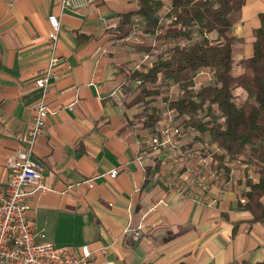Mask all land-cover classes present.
I'll use <instances>...</instances> for the list:
<instances>
[{"label":"crops","instance_id":"obj_1","mask_svg":"<svg viewBox=\"0 0 264 264\" xmlns=\"http://www.w3.org/2000/svg\"><path fill=\"white\" fill-rule=\"evenodd\" d=\"M60 1L0 0V184L10 175L7 157L20 145L15 134L32 123L39 96L34 80L49 55L48 15L57 14L59 75L48 88L51 113L32 150L46 188H25L30 217L46 239L56 246L88 244L95 253L91 264L263 262L264 221H251V213L239 207L246 202L247 175L256 179L252 165L241 168V155H225L223 164L215 159L212 165L207 193L181 190L175 184L194 168L197 152L216 142L190 128L177 150L148 151L147 135L175 110L169 102L182 93L172 81L146 102L140 81L127 77L155 59L142 46L161 44L143 31L136 15L120 32V14L135 10L137 1L97 0L77 9H61ZM161 1L162 13L170 0ZM262 12L264 0H245L231 15L227 34L239 38L234 59L252 54ZM209 73L210 68L196 71L194 88L210 82ZM166 92L177 97L160 99ZM152 109L158 116L153 128ZM210 197L217 201L210 203ZM138 226L135 240L130 231Z\"/></svg>","mask_w":264,"mask_h":264},{"label":"trees","instance_id":"obj_2","mask_svg":"<svg viewBox=\"0 0 264 264\" xmlns=\"http://www.w3.org/2000/svg\"><path fill=\"white\" fill-rule=\"evenodd\" d=\"M136 1L135 10L120 14V32L136 15L143 31L161 44L142 46L155 59L144 70H131L128 79L140 81L146 102L169 82L179 84L182 95L169 103L185 130H198L200 139L208 133L226 152L215 154L220 164L225 155L231 159L241 155L245 168L254 167L256 179L247 175L246 202L239 207L251 213V221H264V13L254 29L252 54L236 60L232 50L239 38L227 31L231 15L245 0H170L162 13L161 0ZM200 68H214L212 80L194 88V74ZM236 68L243 71L233 74ZM183 114L188 118L183 119ZM157 119L152 109L148 122L152 128Z\"/></svg>","mask_w":264,"mask_h":264},{"label":"built area","instance_id":"obj_3","mask_svg":"<svg viewBox=\"0 0 264 264\" xmlns=\"http://www.w3.org/2000/svg\"><path fill=\"white\" fill-rule=\"evenodd\" d=\"M97 0H61L60 8L77 9ZM49 30L47 32L48 59L42 74L35 78L39 96L33 103L32 123L28 128L15 134L19 148L12 152L6 160L10 175L5 184H0V264H91L95 259L94 250L84 243L78 247L56 246L46 239L43 229L37 227L29 214L26 186H31V192L45 189L43 183V166L32 158V150L36 138L47 125L51 108L46 102V95L52 79L58 77L57 66L61 57L57 53V40L61 21L57 14L48 15ZM148 54L145 55V58ZM214 68H210L212 79ZM182 93V89H178ZM156 131L147 135L148 151L177 150L186 143V130L177 117L175 110H170L160 122ZM226 153L217 144H211L203 152H197V163L189 170L186 177H181L176 188L185 190L188 187L207 193L212 178V165L215 154ZM116 174V169L110 171ZM185 183V185H183ZM88 185H92L91 182ZM210 203L217 201L209 198ZM141 226L130 231L133 239H138ZM104 251L106 248H102ZM97 264H114L100 262Z\"/></svg>","mask_w":264,"mask_h":264},{"label":"rangeland","instance_id":"obj_4","mask_svg":"<svg viewBox=\"0 0 264 264\" xmlns=\"http://www.w3.org/2000/svg\"><path fill=\"white\" fill-rule=\"evenodd\" d=\"M137 22H139V25H142V21H141V19L139 18V20H137ZM143 36V35H142ZM150 36H152V35H150ZM150 36H148V38H150ZM152 38H153V36H152ZM167 93H169V92H166V93H163L162 95H160V99L161 98H163V99H166V96H169V97H177L175 94H170V95H168ZM167 100V99H166ZM158 101H160V100H158ZM160 105H161V103H159ZM186 131H187V129H186ZM207 136V135H206ZM186 137V136H185ZM227 157H229V155L227 156ZM183 162L184 163H186V161H184L183 160ZM243 165V164H242ZM241 165V168H244L245 167V165H243L242 166ZM186 167H187V165H186Z\"/></svg>","mask_w":264,"mask_h":264}]
</instances>
